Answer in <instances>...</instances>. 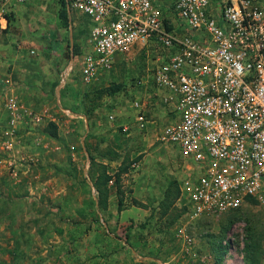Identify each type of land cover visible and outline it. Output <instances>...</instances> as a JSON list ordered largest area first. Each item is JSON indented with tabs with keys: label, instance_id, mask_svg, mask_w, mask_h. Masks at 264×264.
<instances>
[{
	"label": "rangeland",
	"instance_id": "obj_1",
	"mask_svg": "<svg viewBox=\"0 0 264 264\" xmlns=\"http://www.w3.org/2000/svg\"><path fill=\"white\" fill-rule=\"evenodd\" d=\"M172 1L157 0L162 9ZM258 1L264 6V0ZM64 46H54L59 49L56 55L66 61L48 64L43 86H39V53L34 52L35 47L20 49L26 51L21 64H0L5 68V75L0 72L5 85L0 83V264H158L157 260L167 264H248L247 244L258 247L252 264H264V192L238 209L194 223L196 240L190 250L178 232L185 220L184 200L179 197L166 216L161 213L160 203L167 187L178 181L181 188L187 174L186 160L176 146L161 139L171 114L164 105H159L161 110L157 109L155 115L150 112L154 116L148 114L154 124L139 129L135 126L132 100L135 92L140 95L147 86L148 83L140 82L147 79L149 68L164 54V48H146V53L143 50L129 55L128 60L116 65L98 82H83L81 63L76 61L61 89L59 67H66L70 55L69 44ZM114 84L122 85L111 94L108 88ZM8 95L14 96L22 110H26L18 116L15 126L10 124L5 107ZM67 108L75 109V114H83L84 118L70 115ZM35 114L42 116L41 122L32 119ZM121 121L132 126L129 133L117 125ZM49 122L57 124V137L45 131ZM91 154L113 174L121 164L129 166L122 176V193H117L115 179L110 181L112 193L107 210L95 204L93 183L97 167H92ZM29 175L39 184V195L18 190ZM9 193L15 194V198H38L39 212L35 214L39 219L4 222L8 211L16 209L3 202ZM119 197H123L120 210ZM134 199L147 207L135 205ZM86 206L91 209L88 213H84ZM135 219L138 221L134 223ZM31 231L34 240L38 237L36 242L26 239ZM91 231H99L102 242L107 240L104 254H94L93 249L82 245ZM228 240L230 247L221 254V241L226 245ZM49 244L56 247V255L47 252L49 258L45 261L41 247L47 248ZM130 247L152 260L133 257Z\"/></svg>",
	"mask_w": 264,
	"mask_h": 264
},
{
	"label": "built area",
	"instance_id": "obj_2",
	"mask_svg": "<svg viewBox=\"0 0 264 264\" xmlns=\"http://www.w3.org/2000/svg\"><path fill=\"white\" fill-rule=\"evenodd\" d=\"M67 2L94 24L90 50L63 69L61 89L76 61L82 81L91 83L136 46L164 48L152 82L167 93L168 103L175 104L170 112L178 116L164 126L161 139L186 160L180 195L186 213L178 232L190 250L194 223L238 209L264 192V6L258 0H173L172 16L186 28L180 32L154 0ZM9 4L0 0V27L9 23ZM8 98L5 107L15 126L26 110L14 96ZM133 107L137 126L146 128L143 99L136 98ZM123 129L130 132L128 125Z\"/></svg>",
	"mask_w": 264,
	"mask_h": 264
},
{
	"label": "crops",
	"instance_id": "obj_3",
	"mask_svg": "<svg viewBox=\"0 0 264 264\" xmlns=\"http://www.w3.org/2000/svg\"><path fill=\"white\" fill-rule=\"evenodd\" d=\"M26 0L25 2H20L18 0H10L9 4V23L7 26L0 27V64H5V63H18L21 64L22 61H25L26 58V51L23 52L20 50L23 46L25 48L28 46L35 47L34 52L39 53V86H43L45 82V77L47 75L45 73H48L49 71V66L48 64L56 61V62H61L64 64V58H62L59 54L56 55V53H59V49L62 47L64 48L65 44H69V59H68V64L73 61V58L75 55L82 54L88 50H90L89 46V38H90V32L91 28L94 24L92 19L87 16L86 14L81 13L80 11L77 10H72L69 9V16H70V25L69 27H65L59 17V11L61 10V2L60 0ZM158 6L161 7V4L157 2V0H154ZM171 4H168L164 10V13L167 17L171 18V24L172 28H176L177 30L181 31H186V28L184 25L179 21L177 22V19L172 16V7ZM162 8V7H161ZM25 22H27V26H25ZM27 27V29H25ZM55 34V37H52L50 39L49 36H53ZM53 38L56 41H51ZM76 43V47L78 50V53H75L74 47ZM57 45V47H60L58 50L54 46ZM14 48V49H13ZM49 48V50H47ZM51 48V49H50ZM147 52L146 48H141L140 46H136L134 50L128 54L124 55L121 58L117 60L116 65L121 64L122 62L128 60L129 55L131 54H139L142 51ZM42 53H47L46 55ZM57 57H56V56ZM56 57V58H54ZM45 61V62H44ZM66 61V60H65ZM42 63H45L47 65H44ZM67 66V65H66ZM154 66H151L149 68V73L147 75L146 80H142L140 83L141 85H144L145 83H148L146 87L143 90V92L138 95L136 92L134 93V98L132 101H134L136 98L140 97L143 99L144 102V111L149 116L148 114H151L150 112H153L154 115L156 114V111L161 110V107L159 106L160 104L164 105V108L168 110V112L172 111L174 109L175 104H169L168 101L166 100L167 93L163 90L158 89L153 85L152 79V69ZM60 70L63 71V65H60ZM5 68L0 65V72H2L3 75H5L4 72ZM61 71V72H62ZM45 72V73H44ZM61 72L57 77H60ZM9 73V72H8ZM110 73V72H109ZM10 74H12L10 72ZM106 74L100 75L95 81H100V79L105 78ZM13 75V74H12ZM56 78V77H55ZM0 82L2 85L1 77H0ZM59 84V82H58ZM5 86V85H4ZM13 93L15 92L14 90ZM9 96V95H8ZM156 101H158L156 103ZM132 108H133V102H132ZM135 109V108H134ZM66 110H69L71 114H75V111L71 110L70 108H67ZM135 117H137V110L135 109ZM159 113V112H158ZM171 113V112H170ZM151 114V116H154ZM75 116H79L80 118H84L83 114H75ZM172 117V119H171ZM178 118L177 114L172 112L168 118V121L171 122L172 120H176ZM136 121V118H135ZM149 123L154 124L155 120H150ZM148 123V124H149ZM147 124V125H148ZM117 125H120V127H123L124 125L130 126V130L132 126L130 123H124V122H118ZM136 128L137 123H136ZM139 128V127H138ZM140 129V128H139ZM128 134V133H127ZM26 177V176H25ZM28 179V180H27ZM25 178V181L23 184H19L18 190L22 191L25 189V191H29L32 193L35 191L36 194L39 195V184H37L36 180L31 177L30 175L28 178ZM15 189V188H13ZM18 193V192H17ZM94 196L97 194L94 193ZM9 198L6 201H3L4 203H7V205L13 206L16 209L13 211H8L7 218L5 217L4 222L7 220L8 223H23L30 217L33 219H39V216H37L35 213L39 212V199L38 198H25L24 197H16L13 196L15 194L9 193ZM20 195V194H19ZM96 200V199H95ZM12 203H16L15 205ZM147 204H151L149 200L146 201ZM96 206L98 207L97 200L95 202ZM154 204V202H153ZM152 205V204H151ZM87 207V206H86ZM90 207H87L84 210V213H88L91 211L89 209ZM129 210V209H127ZM7 211V209L5 210ZM24 214H22L21 212ZM126 211V210H125ZM87 215V214H84ZM73 218H76L77 214L71 215ZM92 217V216H91ZM23 220V221H22ZM2 221V220H1ZM30 221V220H29ZM123 220L121 219V222ZM138 220L135 219L134 223L137 222ZM124 222V221H123ZM122 222V223H123ZM106 226V225H105ZM11 232H15L10 230ZM73 231V230H71ZM69 232V231H68ZM80 234V233H79ZM32 231L30 233V236H26V239H32L33 241L37 240L38 237L34 235L32 236ZM82 235V233H81ZM30 237V238H29ZM70 238L73 236H69ZM121 238H119L120 240ZM61 240V239H59ZM59 240H53V243H56ZM31 243L32 241L29 240ZM36 242V241H35ZM107 244V240H103L102 242V237L101 233L99 231H94L90 232L89 235H86L84 237V244H82L84 247H87L86 249L90 248V250L93 249V253H102L104 254L105 252V246ZM46 245L41 247V254L43 255L42 258L45 261H48L47 258H49L48 254L49 252L52 253L51 256L56 255L55 251L56 247H53L52 244H49L47 248H45ZM104 246V247H103ZM131 248V247H130ZM132 249V248H131ZM48 252V254H47ZM196 252V251H195ZM82 253L88 254L89 252L87 250H82ZM50 255V254H49ZM132 255L133 257L135 256L138 259H142L144 261L152 260L149 256H141L137 253L135 249H132ZM196 255V254H195ZM99 262V261H98ZM158 264H167V262H163L161 260H157ZM102 264V262L100 263ZM104 264V263H103Z\"/></svg>",
	"mask_w": 264,
	"mask_h": 264
},
{
	"label": "trees",
	"instance_id": "obj_4",
	"mask_svg": "<svg viewBox=\"0 0 264 264\" xmlns=\"http://www.w3.org/2000/svg\"><path fill=\"white\" fill-rule=\"evenodd\" d=\"M61 2V10L59 11V17L65 27H69L70 25V16H69V7H68V2L67 0H60ZM75 53H78V50L76 49V46L74 47ZM1 83V82H0ZM122 84H114L111 85L108 88V91L113 94L117 90L121 88ZM102 92V90H101ZM73 111H76L75 109ZM46 132L51 134L53 137L58 136V126L55 122H49L47 126L44 128ZM91 156V163L92 167L95 166L97 167L95 169L96 171V176H95V181L93 183V187L96 190L97 194V203H98V208L102 210H107L110 206V195L112 193V190L109 186V183L111 180L115 179V185L117 187V193L120 194L122 193L121 186H122V176L126 171L128 170L129 166L126 164H121L119 167V170L116 173H111L107 167L106 164L104 163H99L95 161V158L93 157L94 155ZM176 192V194H175ZM181 195V188H180V183L178 181L171 182V184L167 187L165 193H164V198L160 203L161 207V213L162 215L166 216L172 205L175 203V201L180 197ZM248 200H253V197H249ZM123 197H119V210L122 209L123 205ZM133 203L135 205H139L143 207H147L146 204H141L137 199L133 200ZM226 234V233H225ZM230 247V241L228 240V244L224 245V243L221 241V254L225 253ZM257 249L258 247L255 244H247L246 245V253H247V260L248 264H252L257 256Z\"/></svg>",
	"mask_w": 264,
	"mask_h": 264
}]
</instances>
